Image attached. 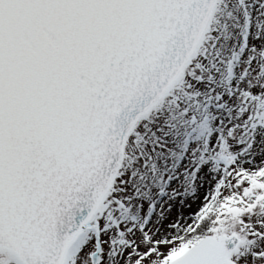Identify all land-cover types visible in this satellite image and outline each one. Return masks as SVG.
I'll return each mask as SVG.
<instances>
[{"label": "snow or ice", "instance_id": "snow-or-ice-1", "mask_svg": "<svg viewBox=\"0 0 264 264\" xmlns=\"http://www.w3.org/2000/svg\"><path fill=\"white\" fill-rule=\"evenodd\" d=\"M0 264H264V0H0Z\"/></svg>", "mask_w": 264, "mask_h": 264}]
</instances>
